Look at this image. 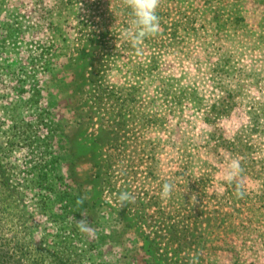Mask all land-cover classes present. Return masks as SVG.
Segmentation results:
<instances>
[{"label": "rangeland", "instance_id": "374dc122", "mask_svg": "<svg viewBox=\"0 0 264 264\" xmlns=\"http://www.w3.org/2000/svg\"><path fill=\"white\" fill-rule=\"evenodd\" d=\"M157 15L134 46L124 0H0V219L25 252L264 264V0H160Z\"/></svg>", "mask_w": 264, "mask_h": 264}, {"label": "clouds", "instance_id": "9594fccd", "mask_svg": "<svg viewBox=\"0 0 264 264\" xmlns=\"http://www.w3.org/2000/svg\"><path fill=\"white\" fill-rule=\"evenodd\" d=\"M127 8L130 9L132 16V25L135 28V32L132 36L133 44L138 45L145 37L156 36L161 31L160 18L157 15V8L160 5V0H124ZM230 171L227 173V179L231 181L240 172L243 171L241 168V161L239 158L233 159L230 163ZM173 190V185L170 183H164L162 186L161 197H170ZM238 198L244 196V192L238 187L235 193ZM195 199L194 197H191ZM86 197L81 196L77 200V205H82ZM120 203V207L129 205L135 202L136 197L128 191L120 192L117 196ZM82 219L75 220L76 226L81 233L92 235L94 229L91 228L90 223L87 220V215L81 212Z\"/></svg>", "mask_w": 264, "mask_h": 264}, {"label": "trees", "instance_id": "16d2710c", "mask_svg": "<svg viewBox=\"0 0 264 264\" xmlns=\"http://www.w3.org/2000/svg\"><path fill=\"white\" fill-rule=\"evenodd\" d=\"M66 195V200L69 203L71 201V193L66 192ZM68 214L70 213H67V215ZM7 228V220L3 221L0 219V264H72V252L69 250L65 251L66 253L61 249H55L53 253H51L49 249L43 252L39 245H35L33 240L28 241L29 247L32 248L29 249L28 247L29 250L25 252L21 246L25 244L24 239L22 241L18 236L16 241H14L13 237L8 235ZM69 241L70 238L66 237L63 242L68 243ZM50 253L52 259L47 262V259L42 256ZM84 254V252H81L78 256L84 258Z\"/></svg>", "mask_w": 264, "mask_h": 264}]
</instances>
